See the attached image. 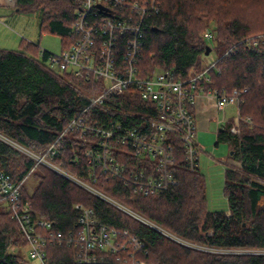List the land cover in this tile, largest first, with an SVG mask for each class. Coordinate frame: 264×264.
Masks as SVG:
<instances>
[{
	"label": "trees",
	"instance_id": "16d2710c",
	"mask_svg": "<svg viewBox=\"0 0 264 264\" xmlns=\"http://www.w3.org/2000/svg\"><path fill=\"white\" fill-rule=\"evenodd\" d=\"M14 1L15 10L38 13L39 32L59 36L61 50L76 39L72 27L81 0ZM131 1L144 2L125 0L123 6L110 8L112 16L123 19L135 15L129 7ZM153 8L138 21V78L166 69L175 79H186L209 65L206 58L214 51L216 63L208 71L210 81L200 86L218 96L238 91L235 121L240 132L231 131L234 123L230 118L231 123L216 133V144L225 143L229 158L238 164L229 165L223 174L227 211L207 209L204 177L198 168L189 171L185 167L181 142L174 135L170 137L176 153L172 166L175 184L167 191L142 196L118 179L101 174L91 184L155 227L119 211L45 165H36L31 156H42L79 114L85 122L103 124L115 133L116 129L110 128L114 122L139 124L146 111L145 104L132 99L128 91L107 96L102 105L87 108L88 98L102 91L101 83L95 85L90 76L75 77L49 69V52L30 42H21L18 50L0 49V136L31 155L0 139V171L16 182L25 183L30 175L37 179L30 194L23 183L21 199L29 205L33 218L50 221L55 232L68 234L77 229L74 206L81 204L91 208L100 222L139 238L147 264H264V0H154ZM100 14L93 17L90 13L89 17L99 20ZM206 31L211 40L205 39ZM127 35L116 33L117 63L124 55ZM207 46L210 50L205 55ZM229 48L231 52L223 55ZM115 66L120 71V65ZM79 133L64 135L59 153L47 160L90 184L84 142L90 135ZM114 147L119 162L136 165L128 160L132 159L129 148ZM24 245L18 222L0 211V264H21L23 256L12 248L22 250ZM47 252L48 264H73L72 247L54 243Z\"/></svg>",
	"mask_w": 264,
	"mask_h": 264
},
{
	"label": "built area",
	"instance_id": "2783aa9c",
	"mask_svg": "<svg viewBox=\"0 0 264 264\" xmlns=\"http://www.w3.org/2000/svg\"><path fill=\"white\" fill-rule=\"evenodd\" d=\"M81 1L78 19L72 27L76 39L59 54L49 53L47 67L75 77L90 76L95 85L101 83L102 91L88 98L87 108L100 106L107 96H117L122 91H128L132 99H138L145 104V118L138 121L139 124L136 121L124 126L120 121H116L110 126L116 129L117 133H113L103 124L85 122L82 115H79L66 125L42 156H30L36 160V164L45 165L119 211L145 225L155 227L147 219L91 184L95 183L101 174L118 179L123 185L131 187L134 193L142 196H155L167 191L175 184L171 135L181 142L185 167L194 171L199 166L198 153L202 147L196 139L197 97L202 95L212 98L211 105L216 110H223L229 105L237 106L238 91L234 89L230 94L218 96L214 92L204 91L200 86L209 81L208 71L215 65L216 59L202 71L186 79H175L172 72L166 69L155 70L145 78H138L135 65L141 42L135 35L139 32L138 21L142 20L148 9L153 8L154 0H150V3L144 0L142 4L131 1L129 7L135 15L123 19L113 17L110 8L123 6L125 0ZM97 5L105 11L101 12ZM90 13L93 17L97 13L104 16L95 20L88 17ZM116 33L120 36L128 34L124 55L119 63L115 62L118 54ZM204 37L206 40L212 39L209 32ZM231 50L232 48H229L223 55H228ZM115 64L120 65V71ZM228 121L229 118L225 117L223 120H217V127L223 128ZM71 131L90 135L89 139L84 141L87 145L85 156L90 184L69 175L47 160L59 153L62 137ZM231 131L237 133L234 126ZM115 144L129 148L132 159L128 160H132L136 165L119 162L117 156L120 155L115 153ZM23 183V180L12 181L0 171V209H4L18 222L25 237V245L22 246L25 255L21 264H48L47 248L54 243L72 247L73 264H147L142 259V254L145 253L143 242L126 230L109 227L100 222L91 208L81 204L74 206L78 212L77 229L68 234L55 232L53 224L48 220L33 218L29 205L21 199Z\"/></svg>",
	"mask_w": 264,
	"mask_h": 264
},
{
	"label": "rangeland",
	"instance_id": "374dc122",
	"mask_svg": "<svg viewBox=\"0 0 264 264\" xmlns=\"http://www.w3.org/2000/svg\"><path fill=\"white\" fill-rule=\"evenodd\" d=\"M14 2V0H0V49L18 50L21 42H30L38 44L41 49L46 50L51 54H59L62 49L61 38L54 34H42L39 32L38 13H27L15 10ZM207 32L209 31H206L205 34ZM215 55V52L212 51L206 58L207 62H212L215 59ZM208 116L210 118L208 127L200 129L197 124L196 139L198 144L202 147L198 153V169L205 181L207 209L209 211L225 212L227 211V202L223 195L224 170L229 165L238 166V164L229 158V149L225 143L219 142L216 144V133L218 129L216 121L223 120L224 117L229 118V120L231 118L234 123V128L237 133H239L240 129L238 120L235 122V119L238 117L237 107L229 105L223 110H216L214 106H212L210 111L208 110ZM198 120H200V116L197 121ZM228 122L231 123L230 121ZM0 139L12 144V146L22 154L30 155L26 150L11 143L4 137L0 136ZM36 184L37 179L33 175L27 177L24 183L26 192L28 194L32 193ZM0 211L5 212L4 209H0ZM178 241L185 243L180 239H178ZM189 246L199 250L204 249L198 246ZM12 249L19 252L22 256L25 255V251L20 250V248L13 247ZM211 251L227 252L224 250Z\"/></svg>",
	"mask_w": 264,
	"mask_h": 264
},
{
	"label": "crops",
	"instance_id": "0c3cea01",
	"mask_svg": "<svg viewBox=\"0 0 264 264\" xmlns=\"http://www.w3.org/2000/svg\"><path fill=\"white\" fill-rule=\"evenodd\" d=\"M212 98H206L202 95L197 97V115L200 116V120H198V126L200 129L208 127V122L210 121L208 116V110L212 108ZM204 117V118H203Z\"/></svg>",
	"mask_w": 264,
	"mask_h": 264
},
{
	"label": "water",
	"instance_id": "95a60500",
	"mask_svg": "<svg viewBox=\"0 0 264 264\" xmlns=\"http://www.w3.org/2000/svg\"><path fill=\"white\" fill-rule=\"evenodd\" d=\"M97 8L99 9V10H104V8L103 7H101L100 5H97ZM209 50H210V48L207 46L206 47V51H205V55H207L208 53H209ZM222 128H220V130H221Z\"/></svg>",
	"mask_w": 264,
	"mask_h": 264
},
{
	"label": "bare ground",
	"instance_id": "6f19581e",
	"mask_svg": "<svg viewBox=\"0 0 264 264\" xmlns=\"http://www.w3.org/2000/svg\"><path fill=\"white\" fill-rule=\"evenodd\" d=\"M101 11H102V10H101ZM100 15H101V14H100ZM103 16H104V15H103ZM103 16H101L100 18H102ZM88 17H89V15H88ZM259 36H260V35H259ZM260 37H261V36H260ZM254 39H255V38H254ZM256 39H257V38H256ZM255 41H256V40H255ZM208 75H209V74H208ZM209 79H210V77H209ZM209 81H210V80H209ZM94 82H95V81H94ZM204 91H206V90H204ZM104 99H105V98H104ZM101 105H102V104H101ZM84 112H85V111H84ZM79 115H80V114H79ZM171 136H172V135H171ZM48 146H49V145H48ZM173 150H175V149L173 148ZM175 154H176V153H174L173 155L176 156ZM49 159H50V158H49ZM36 165H37V164H36ZM196 169H197V168H196ZM196 169H195V170H196ZM27 177H28V176H26L25 179H26ZM108 178H109V177H108ZM23 182H24V180H23Z\"/></svg>",
	"mask_w": 264,
	"mask_h": 264
}]
</instances>
